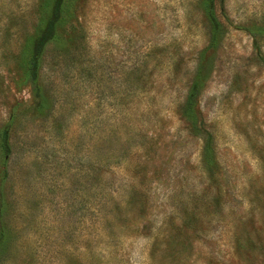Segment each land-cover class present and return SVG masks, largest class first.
<instances>
[{
	"label": "rangeland",
	"instance_id": "1",
	"mask_svg": "<svg viewBox=\"0 0 264 264\" xmlns=\"http://www.w3.org/2000/svg\"><path fill=\"white\" fill-rule=\"evenodd\" d=\"M47 8L0 0V264H264V0H64L34 84Z\"/></svg>",
	"mask_w": 264,
	"mask_h": 264
},
{
	"label": "trees",
	"instance_id": "2",
	"mask_svg": "<svg viewBox=\"0 0 264 264\" xmlns=\"http://www.w3.org/2000/svg\"><path fill=\"white\" fill-rule=\"evenodd\" d=\"M206 1L208 2L209 0ZM46 5L48 8L45 19L43 20L42 24L39 26L37 33L32 41L31 48L29 50V59H30L29 77L31 82H34V84L37 77L38 60L40 58L41 52L44 49V47L54 38L56 26L61 22V14L63 13L64 0H46ZM210 7L211 4H209L207 7L208 8L207 19H209V22L212 25L216 23H214V19L211 16L212 13L210 11ZM34 91L36 96H38V99L40 98L39 101L37 102V105L40 106L41 96L39 90H34ZM195 92H196V88L194 87V85H192L188 91V96L184 104V113L191 114V117L189 119L190 121L193 122L195 121V119H193L195 117V112L193 110V98ZM0 148H2L5 152L8 151L7 133L5 130L0 133ZM202 149L205 153H208V155L212 153V146L210 139L208 138L205 139Z\"/></svg>",
	"mask_w": 264,
	"mask_h": 264
}]
</instances>
